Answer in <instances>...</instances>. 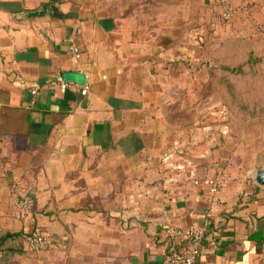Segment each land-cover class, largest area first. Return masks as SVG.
I'll return each instance as SVG.
<instances>
[{"label": "crops", "instance_id": "1", "mask_svg": "<svg viewBox=\"0 0 264 264\" xmlns=\"http://www.w3.org/2000/svg\"><path fill=\"white\" fill-rule=\"evenodd\" d=\"M232 2L211 32L207 0H0V264H162L163 227L209 210L198 264H264V188L239 158L264 120V0ZM17 76L77 88L32 97Z\"/></svg>", "mask_w": 264, "mask_h": 264}, {"label": "built area", "instance_id": "2", "mask_svg": "<svg viewBox=\"0 0 264 264\" xmlns=\"http://www.w3.org/2000/svg\"><path fill=\"white\" fill-rule=\"evenodd\" d=\"M207 2L211 9V15L206 25L209 30L217 31L232 24L238 10L232 0H207ZM69 51L76 60L80 59V53L76 47L70 46ZM16 81L20 88L27 89L32 97H38L45 87L57 89L62 93L77 88L75 84L66 82L59 76L47 81L44 85L38 82L29 83L21 76H17ZM86 90H82L81 95L86 96ZM194 184L199 185V181ZM204 184L207 187L206 198L209 208L217 207L219 204L218 195L223 185L222 181L220 179H207ZM14 191L18 197V206L22 215L29 214L32 207L30 197L20 185H16ZM210 215L211 210H209L207 218L199 226L187 228L163 227L171 242V249L162 264H198L204 244H208L212 248L218 246V236L211 228ZM25 244L29 251L39 252L45 248L47 240L42 233L36 232L25 238Z\"/></svg>", "mask_w": 264, "mask_h": 264}, {"label": "rangeland", "instance_id": "3", "mask_svg": "<svg viewBox=\"0 0 264 264\" xmlns=\"http://www.w3.org/2000/svg\"><path fill=\"white\" fill-rule=\"evenodd\" d=\"M197 116H200V114ZM259 124L260 126L259 128H256V130L254 128L245 131V145L241 148V152L239 154L241 164L248 169L255 168L257 170L261 168L263 163L262 154L264 152V120H262V122Z\"/></svg>", "mask_w": 264, "mask_h": 264}, {"label": "water", "instance_id": "4", "mask_svg": "<svg viewBox=\"0 0 264 264\" xmlns=\"http://www.w3.org/2000/svg\"><path fill=\"white\" fill-rule=\"evenodd\" d=\"M253 180L258 186L264 188V156H263V163L261 168L257 169L254 172Z\"/></svg>", "mask_w": 264, "mask_h": 264}, {"label": "trees", "instance_id": "5", "mask_svg": "<svg viewBox=\"0 0 264 264\" xmlns=\"http://www.w3.org/2000/svg\"><path fill=\"white\" fill-rule=\"evenodd\" d=\"M206 25H207V23L205 24V27L207 28V30H209L208 27H207ZM209 31H211V30H209ZM211 32H215V31H211Z\"/></svg>", "mask_w": 264, "mask_h": 264}]
</instances>
